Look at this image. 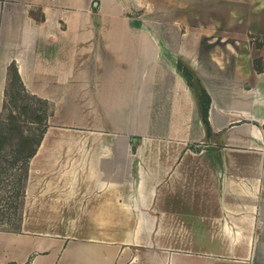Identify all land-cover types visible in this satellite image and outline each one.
<instances>
[{
  "label": "crops",
  "instance_id": "1",
  "mask_svg": "<svg viewBox=\"0 0 264 264\" xmlns=\"http://www.w3.org/2000/svg\"><path fill=\"white\" fill-rule=\"evenodd\" d=\"M222 1L264 35V0ZM140 3L0 0V115L13 70L50 106L0 264H264V43Z\"/></svg>",
  "mask_w": 264,
  "mask_h": 264
},
{
  "label": "rangeland",
  "instance_id": "2",
  "mask_svg": "<svg viewBox=\"0 0 264 264\" xmlns=\"http://www.w3.org/2000/svg\"><path fill=\"white\" fill-rule=\"evenodd\" d=\"M227 11L228 3L222 0H141L139 7L128 9L126 13L150 17L156 22V31L161 33L247 34L249 46L257 48L264 43V35L247 33L243 25L208 23L218 16L227 20ZM196 20L202 24H195ZM255 61L259 68L264 67L260 58ZM49 111L47 103L27 93L11 74L0 115V230L14 229L19 222L27 165L26 160L20 163L19 159L35 146Z\"/></svg>",
  "mask_w": 264,
  "mask_h": 264
},
{
  "label": "trees",
  "instance_id": "3",
  "mask_svg": "<svg viewBox=\"0 0 264 264\" xmlns=\"http://www.w3.org/2000/svg\"><path fill=\"white\" fill-rule=\"evenodd\" d=\"M12 75H14V77L16 78V73H14V70L12 71ZM184 75L186 76V78L188 79V81H190L191 82V79H192V74L190 73V72H188V71H186V72H184ZM17 79V81H18V78H16ZM22 87V86H21ZM23 88V87H22ZM24 89V88H23ZM25 90V89H24ZM26 91V90H25ZM27 92V91H26ZM28 93V92H27ZM34 96V95H33ZM34 97H36V96H34ZM36 98H38V97H36ZM38 99H40V98H38ZM40 100H42V99H40ZM42 101H44V100H42ZM45 103H47L46 101H44ZM47 116H48V114H47ZM47 116H46V119H47ZM45 126H46V124H45ZM45 128V127H44ZM44 130V129H43ZM43 130H42V132H43ZM42 132H41V134H40V136H39V138H38V140H37V142H36V144H35V146L29 151V153L28 154H25V155H23L20 159H19V161H20V163L21 162H23V161H25L26 160V162L28 163V159H29V157L32 155V153H34V151H35V148H36V145L38 144V142H39V140H40V137H41V135H42ZM26 163V164H27ZM26 170H27V165H26ZM26 175V174H25ZM25 177V176H24ZM24 180V179H23ZM23 184V183H22ZM22 193H23V190H22ZM19 219H20V217H19ZM17 227V226H16ZM11 264V263H10Z\"/></svg>",
  "mask_w": 264,
  "mask_h": 264
}]
</instances>
